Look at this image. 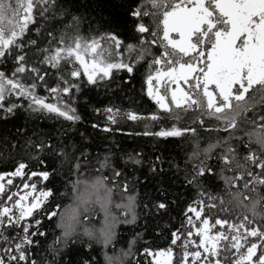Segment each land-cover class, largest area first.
<instances>
[{
	"label": "snow or ice",
	"instance_id": "6c2138e0",
	"mask_svg": "<svg viewBox=\"0 0 264 264\" xmlns=\"http://www.w3.org/2000/svg\"><path fill=\"white\" fill-rule=\"evenodd\" d=\"M105 4L106 0H0V60L9 65L6 70L0 66V110H3L4 120L7 121V117L18 110L15 102H9L11 96L28 99V108L33 112L61 117L71 125H76L82 119L74 106L78 97L72 93L73 88L79 91L81 84L70 83L67 77L57 71L58 82L54 86L49 85L45 79L46 70L38 65L47 64L59 69L62 63L70 64L71 77L83 74L89 84L95 85L98 80L113 76V69L126 70L129 74L127 79H131L137 71V64L152 56V60L148 61L147 95L155 101L158 109L164 110L177 121L182 113L187 114L191 110L194 114L191 124L194 125L198 120L200 126L208 131L217 134L224 131L228 134L217 135L215 140L209 139L203 148L200 147L201 138L194 126L179 127L173 124L161 127L155 133L145 134L170 137L191 133L196 139L195 150L190 158L198 159L203 152L205 159H210L217 146H224L227 151L221 153L219 159L229 166L238 155L232 139L241 127V121L251 123L254 127L244 133L248 137L241 149L245 163L238 162L235 175L225 177L231 199L246 209L239 222L216 217L215 224L221 228L211 231L213 226L209 217L202 215L205 203L199 197L207 198L210 202L207 207H217V196L204 191V181H211L216 170L214 166L199 160L185 176V183L195 184L200 191L197 200L189 203L186 209L187 213H194V217L190 214L186 216L191 227L184 243L180 245L182 253L179 256L175 253L174 246L180 234L179 230H174L167 248L153 245L143 247L145 257H151L150 264H264V109L256 107L264 106V0H140L135 5L121 0L119 5L108 9ZM116 8H125L127 16L121 18L114 11ZM104 10L109 13L106 30L90 36L83 35L81 25L85 17ZM127 17L133 19L128 21ZM146 18L151 19V25L146 22ZM45 20L52 21L43 29L51 39L46 46L41 47L43 41L33 37L32 33L34 30L41 32L42 28L36 25L43 24ZM122 23H131L139 34L138 43L122 46L123 41L117 30ZM149 33L151 40L148 38ZM157 44L163 49L159 54L149 47ZM33 49L36 50L33 53L37 57L35 61L29 56ZM125 52L129 54L128 58L124 57ZM114 55L120 58L113 59ZM154 65L157 67L153 71ZM40 85L55 98L54 102L37 91ZM59 93L67 95L61 96ZM249 110L255 119L247 115ZM95 111L101 110L97 108ZM104 112L110 123H94V128L120 131L111 129L110 124H116L117 117L122 114L133 121L147 118L139 111L121 113V109L115 107H106ZM147 116L152 120L162 118L158 111H151ZM205 117L214 119L216 123L206 124ZM64 140L68 142L62 140L54 143L49 137L46 144L37 143V152L32 155L44 167L27 173L29 180L39 176L47 181L57 171L67 167L71 175L78 177L69 181L72 200L64 206L63 212L58 213L59 204L55 209H42L45 200L53 192L47 186L40 188L39 195L31 200L29 197L37 191V187L28 180L22 183L31 192H25L24 195L17 192L18 199L5 192L4 178L25 176L26 161L18 162L11 173L0 172V194L7 196V202H0V241L4 242L0 264H39L30 250L33 244L40 243L35 237L44 235L39 231L41 219L37 218L38 209L50 218L60 216L57 227L61 232L54 244L61 247H67L78 233H83L88 241L107 249L118 242V225L134 224L138 219L135 193H129L125 200L116 202V207L124 210L123 221L111 211L113 189L118 186L116 180L120 176V170L111 163V153H105L102 160H97L99 168H113L111 185L107 183L109 177L104 175L95 177L91 182H82L79 179L82 175L80 168L89 161L88 149L66 135ZM253 142L258 145V149L252 148ZM43 153L53 158L56 167L49 169V161L43 158ZM126 159L134 163L141 162L139 154ZM241 168L244 170H239ZM152 171L163 170L153 164ZM240 180L244 181L243 190L232 192L233 186L239 188ZM82 183L85 185L83 188ZM7 184L12 185L13 180L8 179ZM120 187L128 193L126 180ZM219 199L223 205L224 197L220 196ZM93 205H98L103 212L99 228L89 222L95 210ZM155 207L157 210L166 209L168 204L166 200L160 199L155 202ZM224 210L228 211L227 208ZM33 224L36 231H32ZM224 226L229 229L228 233L223 230ZM9 229H20L22 234L16 232L13 235L9 231L6 235L5 231ZM193 230L199 236L198 243L190 239ZM139 239H143V234L138 232L127 241L126 248L122 247L119 252L111 254L105 251L104 264H128L129 258L131 264H141L136 247ZM190 244L196 245V250L189 251ZM87 246L91 247V243ZM53 252L60 255L55 247ZM228 256L233 258L228 260ZM45 264H72V261L65 255L59 262L53 257ZM82 264H92V261L84 259Z\"/></svg>",
	"mask_w": 264,
	"mask_h": 264
},
{
	"label": "trees",
	"instance_id": "16d2710c",
	"mask_svg": "<svg viewBox=\"0 0 264 264\" xmlns=\"http://www.w3.org/2000/svg\"><path fill=\"white\" fill-rule=\"evenodd\" d=\"M127 2L135 5L140 0H127ZM120 3L121 0H106L105 8L108 9ZM114 11L118 12L121 18L127 16L125 8H116ZM108 19L109 13L107 10L97 11L95 14L86 16L81 25L82 34L90 36L94 33L105 31ZM127 19L131 21L133 18L127 17ZM146 22L151 25L150 18H146ZM51 23V20H45L43 24H37L36 27L42 28V31L37 33L34 30L32 33L33 37H39L43 41L41 47L46 46L49 39H51L47 37V32L43 30ZM152 26L154 27V25ZM57 27L59 28L60 26ZM48 30L51 29L49 28ZM117 30L123 41L122 46H126L129 43H138L139 34L136 33L131 23H122ZM148 38L149 40L152 39L150 33L148 34ZM149 47L157 54L163 51L158 44L149 45ZM35 51L33 49L29 53L33 61L37 59L36 55L33 54ZM113 52H115L114 48ZM128 55L127 52L124 53L125 58H128ZM112 58L119 59L120 57L114 55ZM151 60L152 56H148L145 60L140 61L137 64V71L132 74L131 79H127L129 74L126 70L113 69V76L98 80L95 85L89 84L83 74L80 77H71L70 69L72 66L70 64L62 63L59 69L52 68L47 64L38 65L46 70L47 75L45 79L49 85L54 86L58 82L57 71L67 77L70 83L81 84L79 91L75 88L72 89V93L78 97L74 101V106L82 116V119L76 125H71L69 122L64 121L63 118L55 115L50 117L46 112H33L28 108V99L24 97L11 96L8 98L9 102L17 104L18 110L9 115L7 121L4 120L3 110H0V172L11 173L15 170L18 162L21 160L27 162V167L24 170L25 176H9L4 178L5 192L9 195H13L18 199L19 195L31 192V189H25L22 183V181L28 180L29 183L36 184L37 187V191L29 197V200L39 195L40 188L47 186L53 189V192L45 200L42 209H55L56 205L59 204L61 207L57 211L58 213L63 212L64 206L69 205L72 200L69 181L76 180L78 177L71 175L67 167L57 171L47 181L39 176L31 177L29 180L27 173L39 171L44 167L32 155L37 152L35 145L41 142L46 144L49 137L54 143L62 140L67 143L68 141L64 140L65 135L71 140L82 143L88 149L89 161L83 163L80 168L82 175L79 176V179L82 182L85 180L91 182L95 177L104 175L109 177L107 183L111 185L113 168L111 166L99 168L97 164V160H102L105 153H111L110 160L112 165L120 170V176L116 180L118 186L113 189L112 199L114 203L111 205V211L117 214L121 221H123L124 210L123 208H117L116 202L125 200L129 193H135L136 195L138 219L134 224L121 223L118 225V242H116L115 246L109 245L107 249H104L98 243L88 241V238L83 233H78L73 242L69 243L67 247L54 244L61 232V229L57 227L60 216L57 215L50 218L40 209L36 210V213H38L37 218L41 219L39 231L44 233V235L35 237L40 243L33 244L30 250L34 253V258L39 264H45V261L53 257L59 262L65 255H67L68 259H71L72 264H82L84 259L91 260L92 264H104L105 251L111 254L119 252L122 247L126 248L127 241L138 232L143 234V239H139L136 245L139 249V256L137 258L141 260V264H150L151 261V257H145L142 250L143 247L153 245L167 248L171 244V233L174 230H179L180 234V239L177 245L174 246L175 253L179 256L182 253L180 245L184 243L187 231L191 227L187 223L186 216L190 214L194 217V213H187L186 209L189 203L197 200V193L200 191L195 184L185 183V176L190 172L193 164L199 163V160H203L206 165L214 166L216 170L215 174L212 175L211 181H204V191H210L217 196V207H207L210 203L207 198L204 196L199 197L205 203L206 207L202 215L209 217L210 224L213 226L211 231L214 232L221 228L220 225L215 224L216 217L238 223L239 219L245 214L246 209L231 199L229 184L225 182V177L231 178L235 175V172L238 170L236 166L238 162L240 164L245 163L244 152L241 149L244 147L243 142L248 137L244 133L254 127V125L244 123L243 120L241 121V127L237 130V135L232 139V143L237 148L238 155L236 160L229 166H225L219 159L220 154L227 151L224 146H217L210 159H205L203 152H201L198 159L190 158V154L195 150L194 140L196 139L191 133L170 137L145 134L155 133L161 127H170L173 124H177L179 127L194 126L197 128L199 137L201 138L199 141L201 148L209 142V139L215 140L217 135L226 136L228 134L224 131L219 132V134L215 131H208L205 127L200 126L198 120L194 125L191 124L190 121L194 119V114L191 110L187 114L182 113L180 120L177 121L170 118L169 114L164 110L158 109L155 101L147 95L148 84L146 77L149 71L148 61ZM0 66H3L6 70L9 65L0 60ZM155 67L157 66H153V71ZM60 82L62 83V81ZM161 90H163V86H161ZM37 91L41 95L50 97L54 102L55 98L45 90L43 85H40ZM59 95L64 96L67 94L59 93ZM106 107L119 108L121 109V113L127 110H136L143 113L147 118L133 121L122 114L117 117L116 124H110L111 129H121L120 131H105L103 127L94 128V123H99L100 125L106 122L110 123L107 121L104 112ZM256 107L257 109H264L262 105H257ZM97 108L101 111L96 112L95 109ZM151 111L160 112L162 118L152 120L150 116H147V113ZM247 115L255 119L251 110H249ZM205 123H216V121L205 117ZM252 148L258 149V145L253 142ZM134 154H139L140 163H134L126 159V157ZM41 155L49 161V169L56 167L51 156H48L46 153ZM156 157H160V159L157 160ZM153 164H156L157 168L163 171H152ZM248 166L249 168L252 167L250 162H248ZM239 170L243 171L244 169L241 168ZM256 171L259 172V169H256ZM8 179L13 180L12 185L7 184ZM125 180L129 185L128 193H125L120 187ZM243 183L244 181L240 180L239 188L233 186L231 191L243 190ZM162 185L166 191L162 189ZM81 187L83 188L85 185L82 183ZM17 192H19V195H16ZM220 196L224 197L223 205L220 204ZM160 199L166 200L168 204L166 209L157 210L155 207V202ZM0 202H7V196L0 194ZM92 207L95 210L89 222L96 228H99L103 219V212L99 210L98 205H93ZM224 208H227L228 211H225ZM27 219L31 220V218ZM223 230L226 233L229 232L227 226H224ZM9 231L13 235L16 232H21L22 234V230L20 229H9L5 231V234L7 235ZM32 231H36L34 224ZM190 239L196 240L197 243L199 241V236L194 230L193 236ZM88 243H91V247L87 246ZM3 244L4 242L0 241V255H3ZM53 247H55L60 255H55ZM188 250H196V245L190 244ZM221 251L223 252V250ZM221 258L223 259L224 256ZM232 258L228 256V260ZM128 264H131V258H129Z\"/></svg>",
	"mask_w": 264,
	"mask_h": 264
},
{
	"label": "rangeland",
	"instance_id": "374dc122",
	"mask_svg": "<svg viewBox=\"0 0 264 264\" xmlns=\"http://www.w3.org/2000/svg\"><path fill=\"white\" fill-rule=\"evenodd\" d=\"M77 67H79L78 63H77ZM81 72H82V69H81ZM86 77V76H85ZM87 78V77H86ZM169 99H170V94H169Z\"/></svg>",
	"mask_w": 264,
	"mask_h": 264
}]
</instances>
